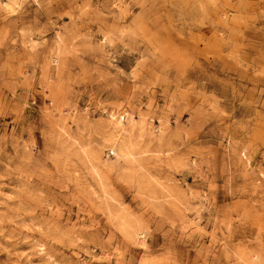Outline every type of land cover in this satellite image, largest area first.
I'll return each mask as SVG.
<instances>
[{
	"label": "rangeland",
	"instance_id": "rangeland-1",
	"mask_svg": "<svg viewBox=\"0 0 264 264\" xmlns=\"http://www.w3.org/2000/svg\"><path fill=\"white\" fill-rule=\"evenodd\" d=\"M0 264H264V0H0Z\"/></svg>",
	"mask_w": 264,
	"mask_h": 264
},
{
	"label": "built area",
	"instance_id": "built-area-1",
	"mask_svg": "<svg viewBox=\"0 0 264 264\" xmlns=\"http://www.w3.org/2000/svg\"><path fill=\"white\" fill-rule=\"evenodd\" d=\"M109 154H110V156H112L113 155V152H110Z\"/></svg>",
	"mask_w": 264,
	"mask_h": 264
}]
</instances>
